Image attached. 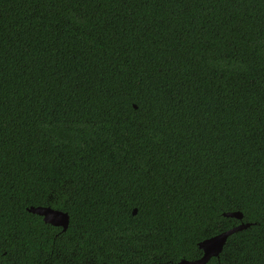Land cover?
Here are the masks:
<instances>
[{"label":"trees","instance_id":"obj_1","mask_svg":"<svg viewBox=\"0 0 264 264\" xmlns=\"http://www.w3.org/2000/svg\"><path fill=\"white\" fill-rule=\"evenodd\" d=\"M240 223L205 264H264V0H0V264L191 261Z\"/></svg>","mask_w":264,"mask_h":264},{"label":"water","instance_id":"obj_2","mask_svg":"<svg viewBox=\"0 0 264 264\" xmlns=\"http://www.w3.org/2000/svg\"><path fill=\"white\" fill-rule=\"evenodd\" d=\"M27 212L40 216L42 221L46 224H49L53 227H59L62 231H65L68 226L69 217L66 212H62L56 209H53L49 206H30L26 208ZM136 210L132 211V214H135ZM225 217L241 219L242 216L239 212H229L223 214ZM250 224L249 223H240L234 228H231L227 231L219 233L213 237L204 239L198 243V248L201 250V256L195 260H180L172 264H205L210 258L217 257L221 252L226 239L232 233L246 229Z\"/></svg>","mask_w":264,"mask_h":264}]
</instances>
